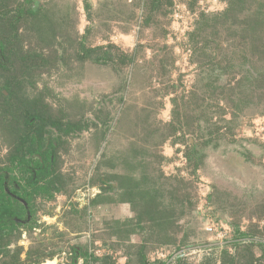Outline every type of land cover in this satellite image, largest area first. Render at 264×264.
I'll list each match as a JSON object with an SVG mask.
<instances>
[{
	"label": "rangeland",
	"instance_id": "374dc122",
	"mask_svg": "<svg viewBox=\"0 0 264 264\" xmlns=\"http://www.w3.org/2000/svg\"><path fill=\"white\" fill-rule=\"evenodd\" d=\"M0 41V173L53 155L0 264H264V0H0Z\"/></svg>",
	"mask_w": 264,
	"mask_h": 264
},
{
	"label": "trees",
	"instance_id": "16d2710c",
	"mask_svg": "<svg viewBox=\"0 0 264 264\" xmlns=\"http://www.w3.org/2000/svg\"><path fill=\"white\" fill-rule=\"evenodd\" d=\"M23 13V10H20ZM5 45L0 41L1 52ZM47 124H42L38 129L33 130L34 140L31 147L28 148L29 155H35L43 149L45 145V128ZM56 127H61L56 123ZM67 133V132H66ZM38 147H35V146ZM52 145V144H51ZM53 146V145H52ZM40 149V151H39ZM52 151L43 153V157L34 160L32 157L14 159V168L19 170L25 184L21 183L19 176L17 178L16 169L11 168L10 177L6 173H0V233L5 230L15 229L22 221V215L28 211L32 197L35 194L48 193L49 188L46 185L39 186V178L50 174L52 168ZM20 198L25 203L20 201Z\"/></svg>",
	"mask_w": 264,
	"mask_h": 264
},
{
	"label": "built area",
	"instance_id": "2783aa9c",
	"mask_svg": "<svg viewBox=\"0 0 264 264\" xmlns=\"http://www.w3.org/2000/svg\"><path fill=\"white\" fill-rule=\"evenodd\" d=\"M206 231L212 235L218 236L219 238H224L227 234L219 230L216 221L208 222L206 225Z\"/></svg>",
	"mask_w": 264,
	"mask_h": 264
},
{
	"label": "bare ground",
	"instance_id": "6f19581e",
	"mask_svg": "<svg viewBox=\"0 0 264 264\" xmlns=\"http://www.w3.org/2000/svg\"><path fill=\"white\" fill-rule=\"evenodd\" d=\"M57 260H54L53 262H48L47 264H56Z\"/></svg>",
	"mask_w": 264,
	"mask_h": 264
},
{
	"label": "flooded vegetation",
	"instance_id": "af4514ba",
	"mask_svg": "<svg viewBox=\"0 0 264 264\" xmlns=\"http://www.w3.org/2000/svg\"><path fill=\"white\" fill-rule=\"evenodd\" d=\"M20 201H22V199L20 198Z\"/></svg>",
	"mask_w": 264,
	"mask_h": 264
}]
</instances>
